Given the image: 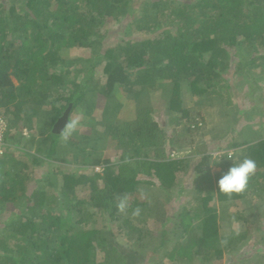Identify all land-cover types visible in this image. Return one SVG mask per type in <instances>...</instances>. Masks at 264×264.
I'll use <instances>...</instances> for the list:
<instances>
[{"label":"trees","instance_id":"obj_1","mask_svg":"<svg viewBox=\"0 0 264 264\" xmlns=\"http://www.w3.org/2000/svg\"><path fill=\"white\" fill-rule=\"evenodd\" d=\"M74 48H90L89 62L75 57L76 67L70 64L65 51ZM97 64L104 73L98 79ZM259 71L264 73V0H0V116L6 122L0 264H226V254L241 249L252 230L224 235L219 205L225 210L251 201L264 214L258 202L264 193L263 127L255 135L250 125H238L264 88ZM235 77L252 93L242 108L226 109L233 117L238 111L239 129L224 142L221 136L207 139L209 121L198 102L223 99L222 89L230 91ZM121 86L154 106L139 105L134 119L111 128L113 155L87 147L73 152L76 144L61 137L86 123L95 109L87 98L99 95L100 112L108 115L105 101ZM70 104L71 123L53 132ZM83 104L86 112L76 118ZM35 129L44 136L31 143L37 147L32 157L9 144L28 140ZM181 138L200 140L188 154L180 151ZM14 148L22 157H12ZM228 151L233 160L221 159ZM244 157L257 164L246 189L218 190L221 174ZM70 162L80 167L61 174ZM98 166L102 172H87ZM191 183L195 203L178 209L173 199L187 194ZM154 211L164 224L156 233L145 226ZM146 239L152 255L146 244L136 246Z\"/></svg>","mask_w":264,"mask_h":264},{"label":"rangeland","instance_id":"obj_2","mask_svg":"<svg viewBox=\"0 0 264 264\" xmlns=\"http://www.w3.org/2000/svg\"><path fill=\"white\" fill-rule=\"evenodd\" d=\"M113 30H116V33L124 32L123 29L119 27H114ZM109 40H115V38L112 37V38H109ZM65 52H66V55L70 58V60L77 57V58H80L78 59V61L85 59L86 61L89 62L92 50L90 48H74V49H71L69 52L68 51H65ZM73 63H74V66L76 67L75 60L70 61V64H73ZM94 68H95V74H94L95 78L98 79L100 76L104 75V73L102 72V68L100 67L99 64H97ZM257 77H258V80H260L264 86V73H261V72L257 73ZM235 79H236V82L233 84L232 88H229L231 92L229 90H224V88L222 89L225 95L223 99L222 98L219 99L217 96L214 98V100L207 101L205 103L198 102L202 113L205 114L203 115V117L205 116L204 118L206 119V121L207 122L209 121L208 122L209 124H206L205 137L207 139H211V137H215V136H221L218 141L224 142L226 139L234 138V136L231 137V133L232 131L235 132V130H238L239 129L238 125L240 124L250 125L247 128L251 130L250 133L252 132V134H255V135L258 133L257 130H259V128L261 127H263V131H264V111L259 109L264 105V100H259L261 96H263V99H264V88L263 90L258 91L256 96H252L251 100L254 105L251 106V108H253V110H251L248 114H245V116L242 119L241 117L238 118V122H239L238 125H235L236 118L238 116V111L234 113V117L231 111L229 112L226 111V109H230V107H234V106H236L237 110L239 108H242L246 104V102H248L250 94H252L251 89L248 88L244 82L241 83L239 79L236 77ZM15 83H17L16 80H15ZM235 84H240V85L239 87H235L234 86ZM127 93L129 92H126V88L121 86L116 90V92L114 93V95L112 96L110 100L105 101V104H107V106H110L109 108L111 110L108 115H105V114L102 115L100 112V110L103 109V106H102L103 103L101 102V97L97 94L95 95L93 94L92 96H89L87 98V101L90 105L95 107V109L90 113L85 124L75 125L70 128L68 127L67 128L68 131L65 136L66 138L63 137L62 135L61 137L62 141L65 142L67 139L73 141L74 144H76L75 145L76 147L72 148L73 152H75L76 150H79V148L87 147V148H96L97 152H101L105 155L107 154L113 155L114 153H116L115 147L109 144V142H111V139H110L111 128L117 125L120 121L134 119L136 117V111L138 110L139 105H140L139 108H143V107L146 108V107L154 106V104L151 102V98L140 96V97H137V99H134L133 96H130ZM186 97H189V93L186 94ZM155 98H158V97H155ZM229 98L231 99L228 100ZM119 102L121 103L120 106H119ZM85 112H86V106H84L83 104V107L81 108V110L76 113V118H79L82 114L84 115ZM161 119H162V122L165 121V118L163 116ZM216 126L218 127V130H216ZM254 128L256 132H254L255 131ZM170 131H172V129ZM25 132L26 134H29L28 129H25ZM84 134L85 135L89 134V136L93 138V141L90 142V140H88L84 136ZM43 136L44 135H41L35 129L34 134L31 137H29L28 140H23L18 145L17 143H15V141L17 140L12 139V140H9V144L14 143L16 146L20 148L25 147L27 149L28 156L32 157V155L35 154L37 147L36 146L30 147L31 143H34V141H36L38 138L43 137ZM249 139H252V138L249 137ZM199 140H200L199 138L194 139L193 141L181 138V141H180L181 145L179 146L181 148L180 151L187 152L188 154L192 153L193 148H195V146L199 143ZM243 140L244 139L242 137V139L240 138V140L238 141L242 142ZM95 141H98L99 143ZM216 143L217 142H214L211 144L215 145ZM242 149L245 150L246 146H243ZM66 151L67 150H64V152ZM10 152L12 153V157H16V158L22 157V154L17 151V148L12 149ZM64 152H60L61 156L63 155L62 153ZM175 152L177 153V151ZM215 154H216V151L214 152V155ZM28 156L26 155L25 157L28 158ZM78 166L79 165H76L72 162L68 164L64 163L62 167H60L59 170L62 174V172H65V171L76 170ZM102 170L103 169L101 166H98L97 168H95V170L94 168L89 167L87 169V172L88 173H93L94 171L102 172ZM54 176H55L54 177L55 182H59L58 186L61 185L62 179H60L58 175H54ZM194 186L195 185L191 183V186H189L188 188L189 190H187V194L183 193L181 198L175 197L173 199L174 201L173 204L180 203V206L178 207V209L182 205L189 204V201L191 202V204L195 203L196 193L194 192L195 191ZM151 191H153V189ZM80 196L84 197L83 194H80ZM148 196L150 198H154L153 192H150ZM255 200L258 201L257 199ZM260 200L261 201H258V202H261L264 204V193H263V196L260 198ZM214 205L217 207L218 204L215 203ZM219 207H220V212L223 213L221 215L222 219L220 220V223L223 226L221 229V232L224 235L231 234L232 232L239 233V232L246 231V230L247 231L252 230L251 232L252 235L249 236V238L246 240V243H244L241 249L229 255L226 254L225 260H224L226 264H261V262H264V241L261 240L260 238V236H262V234L264 233V214L261 216L257 208L254 206V204L251 201L246 204L236 203L232 205H227L225 206L226 207L225 210L221 207V205H219ZM155 211L153 212L152 216L147 217V219L149 220V223L145 225L148 230L150 229V231L154 233L161 231L162 227L164 226L163 222L155 221ZM223 211H225V213ZM9 213L6 212V214H9ZM241 215H243V218L239 217ZM1 219H2V216H1ZM246 219L252 223H249L248 221H246ZM106 223L108 224L105 226H108L109 221H107ZM101 225H104V222H102ZM169 225H172V227H175L173 222H170ZM258 227L261 229L257 230L256 228ZM115 232H117V230H115ZM172 236L174 238V235ZM119 241L122 242V244H126V243L130 244V241H128L127 238H120ZM142 243L146 244V247L149 250L147 253L152 255L153 253L151 252V247H150L152 242H150L149 239H146L144 242L140 241V243H136V246L139 247L141 246ZM163 250L165 251V248ZM156 254H159V252H157ZM156 259H158V257Z\"/></svg>","mask_w":264,"mask_h":264},{"label":"clouds","instance_id":"obj_3","mask_svg":"<svg viewBox=\"0 0 264 264\" xmlns=\"http://www.w3.org/2000/svg\"><path fill=\"white\" fill-rule=\"evenodd\" d=\"M218 154L219 152H216L215 155ZM222 158L233 160L234 153L228 151L225 156L221 157V159ZM256 168H257V164L255 160L249 157H244L240 159L239 162L232 163L227 168V170L224 171L219 177L217 181L218 190L225 193L242 192L243 190L246 189L250 178L255 174ZM121 207H123V205H121ZM137 214H139V209H137Z\"/></svg>","mask_w":264,"mask_h":264},{"label":"water","instance_id":"obj_4","mask_svg":"<svg viewBox=\"0 0 264 264\" xmlns=\"http://www.w3.org/2000/svg\"><path fill=\"white\" fill-rule=\"evenodd\" d=\"M72 110V104L63 112V114L57 119L53 126V132L62 133L66 127L71 123L70 114Z\"/></svg>","mask_w":264,"mask_h":264},{"label":"built area","instance_id":"obj_5","mask_svg":"<svg viewBox=\"0 0 264 264\" xmlns=\"http://www.w3.org/2000/svg\"><path fill=\"white\" fill-rule=\"evenodd\" d=\"M6 129V122L2 116H0V153H2L3 150V134ZM172 156H177V153L173 151ZM97 168V167H96ZM103 171V170H102Z\"/></svg>","mask_w":264,"mask_h":264}]
</instances>
